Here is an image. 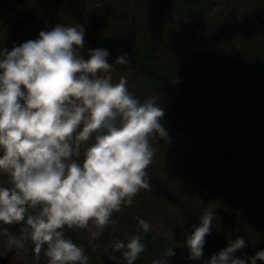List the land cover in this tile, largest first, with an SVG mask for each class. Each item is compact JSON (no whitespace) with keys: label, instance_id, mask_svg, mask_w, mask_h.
Here are the masks:
<instances>
[{"label":"trees","instance_id":"1","mask_svg":"<svg viewBox=\"0 0 264 264\" xmlns=\"http://www.w3.org/2000/svg\"><path fill=\"white\" fill-rule=\"evenodd\" d=\"M56 24L84 27L85 58L102 48L111 64L127 53L109 73L113 82L127 75L141 101L157 97L170 137L153 141L151 190L113 213L114 223L95 238L65 228L89 264H114L111 245L136 234L146 249L135 264H151L171 241L168 264H206L238 237L245 247L236 257L248 261L264 250V0H0V50ZM212 202L211 234L202 258L191 260L185 241ZM140 219L149 232H137ZM23 227L0 224V248L10 252L4 264H47L30 241L8 246L2 230L19 236Z\"/></svg>","mask_w":264,"mask_h":264},{"label":"clouds","instance_id":"2","mask_svg":"<svg viewBox=\"0 0 264 264\" xmlns=\"http://www.w3.org/2000/svg\"><path fill=\"white\" fill-rule=\"evenodd\" d=\"M85 29L56 24L40 30L11 50H0V224H24L19 236L2 232L9 247L34 245L47 264H89L83 247L65 228L87 229L93 238L111 223L113 213L131 206L141 190H151L147 169L153 163V141L170 142L161 121L157 97L141 101L128 87L127 75L113 82V65L127 63V53L108 62L110 53L96 48L82 54ZM217 203H209L185 241L189 259L200 260L211 234ZM137 232L151 226L138 221ZM95 231H92V229ZM175 244L151 264H168ZM243 237L230 241L206 264H257L264 250L248 261L234 254ZM109 259L126 264L145 251L140 234L117 239Z\"/></svg>","mask_w":264,"mask_h":264},{"label":"rangeland","instance_id":"3","mask_svg":"<svg viewBox=\"0 0 264 264\" xmlns=\"http://www.w3.org/2000/svg\"><path fill=\"white\" fill-rule=\"evenodd\" d=\"M9 253H10L9 250H5L3 248L2 249L0 248V258L2 260L1 262H3L5 259H7Z\"/></svg>","mask_w":264,"mask_h":264},{"label":"water","instance_id":"4","mask_svg":"<svg viewBox=\"0 0 264 264\" xmlns=\"http://www.w3.org/2000/svg\"><path fill=\"white\" fill-rule=\"evenodd\" d=\"M2 260H1V258H0V264H4V263H6V259L3 261V262H1Z\"/></svg>","mask_w":264,"mask_h":264}]
</instances>
